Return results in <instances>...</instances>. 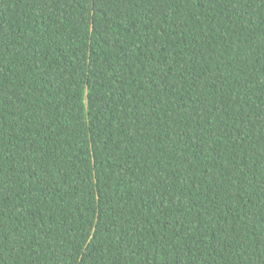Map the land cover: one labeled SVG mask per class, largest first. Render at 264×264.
<instances>
[{"label": "trees", "instance_id": "obj_1", "mask_svg": "<svg viewBox=\"0 0 264 264\" xmlns=\"http://www.w3.org/2000/svg\"><path fill=\"white\" fill-rule=\"evenodd\" d=\"M0 264H264V0H0Z\"/></svg>", "mask_w": 264, "mask_h": 264}, {"label": "rangeland", "instance_id": "obj_2", "mask_svg": "<svg viewBox=\"0 0 264 264\" xmlns=\"http://www.w3.org/2000/svg\"><path fill=\"white\" fill-rule=\"evenodd\" d=\"M21 102H23V105L28 107V106H30L32 99L30 97H25L24 100H22Z\"/></svg>", "mask_w": 264, "mask_h": 264}]
</instances>
